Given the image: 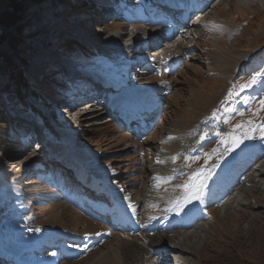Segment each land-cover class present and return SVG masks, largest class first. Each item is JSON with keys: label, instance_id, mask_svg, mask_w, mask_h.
I'll list each match as a JSON object with an SVG mask.
<instances>
[{"label": "rangeland", "instance_id": "obj_1", "mask_svg": "<svg viewBox=\"0 0 264 264\" xmlns=\"http://www.w3.org/2000/svg\"><path fill=\"white\" fill-rule=\"evenodd\" d=\"M73 1L72 5L59 0H41L38 4L29 7L28 23L22 29L25 46H22L19 54L24 59L26 66H22L21 69L24 68L25 71L22 72L31 82V89L38 90L46 99L47 105L44 107H48L46 109L39 108L41 111L39 120L35 118L32 120L25 114L30 111L18 104V116L15 115L16 113L12 115L7 112V116L12 122L10 124L11 131L16 135L13 139H9L12 137L8 138L11 141L2 138L4 134L2 135L3 129L0 128V223H3V228L8 234H19L16 242L10 241L9 245L24 251L26 256L30 255L28 258L31 262L38 257L45 256H48L46 264H54V262H57L56 264H128L131 259H138L140 256L145 262L142 264L156 262L160 255L155 253L156 248L150 249L152 243L150 235L153 234L151 233L153 231L146 232L143 230L146 229L144 227L133 226L129 219L127 221L131 223V229H142L135 231L132 236H121L120 232L109 228L103 238L100 236L102 240L96 246H92L87 251L77 249L74 257L59 263L55 256L50 257L51 255L48 254L33 253L35 257L32 252L28 251V245L29 242L35 240H39L41 243V240L46 238L44 233L50 232L55 239V244L64 239L63 237H67L68 234L77 233L76 245L80 247L82 243L79 241L86 242L87 240L82 235L83 232L90 231L92 234V232L96 233L100 226L106 228L99 223L93 224V219L89 218L86 213H84V217L79 215L78 207H72V209L69 206L67 199L63 198L65 193L57 187H61L62 183L57 179V174H60L61 169L64 170L63 174L69 180H75L73 171L78 173L77 177H85L82 174L84 168L92 170L103 179L105 172L114 171L106 177V180L111 179L107 181L112 187L119 183L117 189L122 194L131 192L132 194L128 196L130 200H140L141 194L152 183L151 192L154 191L158 196L149 195V197L152 198L151 201H156L162 193L163 196L155 204H162L164 211L169 207L171 201L181 196V194L176 195L178 192L176 186L165 184L157 187V183L152 178L158 175L157 171L163 170L166 173H171L173 170L180 169L177 160L173 162L170 157L180 148V144L184 146L193 142L194 136L189 142L183 141L190 138L189 130L208 114L212 115L214 109L221 108V102L224 101L228 90L233 85H240L250 79L251 75L264 70V55L261 56L264 54V0L215 1L212 8L206 11L207 15L203 19L206 21L211 18L218 20L217 16H219L223 21L222 27L228 26V32L237 34V36L232 39L230 35L217 33L210 28L202 29L194 26L190 40L184 43L189 47L182 54L183 60L179 62L177 69L167 77L151 73L126 80L119 79L117 75V81L120 84H134L137 89L142 88V90L154 89L156 93L154 91L142 93L138 104H145L144 100H148L150 106H153L157 101V91L159 92L161 106L148 120L150 129L143 136L131 133L109 118L102 120L106 114L102 116L99 113L83 114L79 118V123L69 115L61 118L58 116L59 113L66 112L62 109L63 105L60 100V96L66 93L61 88L62 85H65V81L62 80L63 77L59 71L66 69L67 65L76 66L74 63L77 60V57L73 59V57H69L70 55L62 53L66 51L63 45L66 44L67 39H74L83 45L88 51L85 55L89 57L88 60L94 56L92 50L100 58L109 59L108 49H113L108 45L110 39L120 40L129 29H131L128 31L129 35L132 37L137 31L142 30L139 29L140 25L145 29L143 24L153 22L150 13L145 12V3L142 0H114L118 2L120 8H117L116 14L112 13L109 16L99 13L98 0L96 3L92 0L97 12L89 8L73 9L72 6L79 3L78 0ZM73 1L71 0V2ZM107 11L110 13V10ZM99 18L106 20L105 23L100 22ZM211 26L216 27L215 25ZM126 39L127 37H125ZM120 42L123 43L124 40ZM100 47L104 48L106 52L101 53ZM97 49H100V52ZM0 51L8 60L12 56L4 43H0ZM247 60H249L248 63ZM48 63H53V65L46 70ZM219 64L224 67L214 66H219ZM173 66L174 63L171 67ZM57 72L59 80L53 79ZM162 76L166 79L165 81ZM107 77L110 80L113 79L108 74ZM161 78L164 82H161ZM66 81L70 83V80ZM6 84L5 75L0 73V104L8 107L7 104L11 103V107L16 109L14 85L7 86ZM5 88L7 91L2 92V89ZM69 89L71 88L69 87ZM251 89H245L240 94L239 101L236 97L234 101L229 102V106L234 109L229 123L220 121L223 133H228L232 125L242 120L252 119L257 126V130L250 133L252 139H246L240 147L232 149L234 154H237V151L243 146L249 145L257 146L264 152V137L260 135L259 131V126L264 124V111H260L255 116L251 111L257 109L256 101L264 97V87H258L254 91ZM69 97L70 95L66 96V99ZM239 103L240 105H238ZM52 107H54V114L46 113ZM118 107L123 109L125 106L119 105ZM14 111L16 112V110ZM239 111H243L244 116H240ZM130 118L142 122L141 116ZM42 119H45L46 122ZM34 121L42 122L46 126L40 128L36 132V136L42 137L47 134V137H52L48 143L52 145L53 149L49 150L64 155V160L55 154L52 161H45L44 164L49 163L50 166L48 172L42 175H52L46 179L42 175H36L35 164L26 169L25 162L44 158L45 150L39 154L31 152L32 149L38 151L35 149L36 144H33L36 142H33L31 148L27 149L26 146L23 147L24 143L21 141L23 140L20 134L23 130L22 126L27 127L28 123L32 125ZM199 132L196 134L198 135ZM31 133L33 137V131ZM33 139L36 138L33 137ZM262 158H264V154L257 157L256 161L259 162V159ZM54 160L61 162L55 165ZM157 160H170L172 165L162 168L161 164L158 167ZM190 161L195 166L208 163L207 159H203L202 156ZM52 162L53 164H51ZM166 162L168 164L169 161ZM7 163L11 164L7 167ZM246 164L245 162L239 165L245 166ZM70 167L73 171L69 169ZM252 167H249L245 174L244 180H248V186L245 191L246 197H241L240 205L235 209L227 210V214L219 213L222 207L220 209L211 207L207 210L208 230L206 232L201 230L204 236L197 247L194 245L191 247L192 252L188 254V264H264V176L261 177L258 185L255 184L251 181ZM12 174L16 177H12ZM161 176L167 177L166 174ZM29 178L30 180H28ZM185 180H187L186 176L181 179L182 182ZM101 188L103 187L101 186ZM67 191L70 192V189ZM203 193L205 192L203 191ZM71 196L73 197V194ZM230 196L231 194L227 200ZM142 201H138V204ZM149 205L147 201L137 205L136 215L143 214V211L149 212L152 216L164 212L153 211L151 213L150 208L149 210L143 209ZM99 207L98 212H103L104 206ZM187 208L185 205L180 211L186 212ZM5 209L8 210V214L3 216ZM154 209L162 210L160 205ZM112 211H116L114 206L109 212ZM147 218L149 217L147 216ZM140 223L138 222V224ZM39 230L44 232H39ZM64 231L66 233H63ZM159 231L160 229H156L155 233ZM146 233L151 234L145 236ZM25 240L27 242H24ZM134 244H137L138 247H133ZM139 247L144 250H139ZM30 248L33 251L41 250L36 244ZM13 261L15 264H25ZM158 264H162V262L160 261Z\"/></svg>", "mask_w": 264, "mask_h": 264}, {"label": "trees", "instance_id": "obj_2", "mask_svg": "<svg viewBox=\"0 0 264 264\" xmlns=\"http://www.w3.org/2000/svg\"><path fill=\"white\" fill-rule=\"evenodd\" d=\"M41 0H1L0 4V43H4L11 53L10 59H6L5 55H3L2 51H0V73L5 75L7 79V86L13 84L14 92L16 96V109L11 107V103L7 104L8 107H4L0 104V124H2L4 136L3 139L7 138L9 140L13 134L11 131L10 124L12 123L7 116V112L14 115L18 113L17 104L25 107L30 111V113H25L27 116L35 119L41 118L40 107L46 109L44 105H47L46 99L38 92L36 89H31L32 84L29 82L28 78L25 76V71L22 66L25 65L24 59L19 56L20 49L24 45V37H22V29L26 23H28L27 17L29 15V7L30 5H36ZM64 3H71L73 5L74 1L71 0H59ZM79 3L72 6L73 9H84L89 8L97 12L94 9V5L92 0H78ZM103 16H109L113 13H109L107 10L101 11ZM115 14V13H113ZM101 18V17H100ZM99 18V19H100ZM106 20L100 19V22L105 23ZM66 44H64L65 52L63 54L70 55L69 57L73 59L77 57L75 61V65L79 68H87L98 70L99 72H106L108 69V64L106 61L99 60L98 57H93L91 60H88L89 57L85 56L88 51L85 49L83 45L75 41L74 39H67ZM25 46V45H24ZM73 54H70V53ZM16 59V60H14ZM89 63V65H87ZM87 65V66H86ZM26 66V65H25ZM89 66V67H88ZM26 68V67H25ZM108 75H112V73H108ZM55 76V77H54ZM55 80H59L58 72L54 74ZM47 81V80H46ZM45 81V82H46ZM64 83V82H63ZM5 86V87H7ZM65 85H62V89H65ZM7 91V88L2 89V92ZM9 90V89H8ZM12 93V92H11ZM14 106V105H13ZM16 110V112L14 111ZM63 116V114H61ZM40 117V118H39ZM42 121H45L42 119ZM42 123V122H41ZM9 138V139H8ZM12 139V138H11ZM20 142V141H19Z\"/></svg>", "mask_w": 264, "mask_h": 264}, {"label": "bare ground", "instance_id": "obj_3", "mask_svg": "<svg viewBox=\"0 0 264 264\" xmlns=\"http://www.w3.org/2000/svg\"><path fill=\"white\" fill-rule=\"evenodd\" d=\"M207 10L208 9H205L204 11H202L201 18H205L206 17V15H207L206 11ZM217 19L218 20H212V21L209 20L210 22H207L205 20L206 22L204 23L205 24L204 28H210V29L213 30L214 26H211V25L222 26L223 25L222 24L223 21L220 20L219 16H217ZM224 22H226V21H224ZM194 28H195L194 25H189V26L187 25L186 26V29L188 30L189 34H192V31H193ZM137 29H138V26H137ZM128 31H127V35L130 36ZM140 36H141V32L137 31L135 33V35H134V38H135L134 41L136 42V41L141 40L142 37H140ZM123 39H125L124 36H122L120 40H116V39L111 40L110 39L108 44H110V46L112 48H117L116 42L120 43V41L123 40ZM123 46L126 47V44H123ZM162 46H160V47H162ZM129 53H130V51H127V50L123 51L122 56L123 57L129 56ZM50 64H53V63H50ZM214 66L217 67V68L218 67L219 68H221V67L223 68L224 67L223 65H220V64H219V66H217V65H214ZM144 92L145 91L141 92L140 95L142 93H144ZM144 102H145V104H142V106L140 107L139 111L133 116V118H139L140 117L139 114L141 112L147 110L146 106L147 105L150 106V102L148 100H144ZM151 107H154V105L153 106L151 105ZM125 108L126 107H124L123 109H125ZM90 113H95V112H90ZM39 123L42 124L41 122H39ZM187 133H188V131H187ZM188 135H190V134H188ZM36 145L38 146V144H36ZM56 155H57L58 158H63V160H64V157H63L64 155H62V153L59 152ZM166 161H169L168 164H167ZM57 162L60 163L61 161H57ZM9 164H11V163H9ZM161 164H162V168L163 167L165 168L166 165H172V161L164 160L163 163H158V167H160ZM243 166L244 165H238L236 167H233L231 172L229 173V177L230 178H229L228 182H225V185H223V186L231 185L236 180V177H237L238 173L240 172V170H242ZM66 167H68V166H66ZM75 168L77 170H80L78 167H75ZM69 169L72 170V167H70ZM90 171H92V170H90ZM113 172L114 171H111L109 173L105 172V174H103L104 180L107 181L106 177L110 176ZM77 175H78V173H77ZM96 175H98V174H96ZM251 175H252V180L251 181H253L255 184L258 185L260 180H261V177L264 176V158H262L259 162L254 163V165L252 167ZM80 177L81 176H79V178ZM87 181H90V180H87ZM247 181H244L243 184L239 185L234 191H232L230 198L227 200V202H225V204L221 208V210L219 212L220 214H225L227 212V210L235 209L238 205L241 204V200H242L241 197L242 196L244 198L246 197L245 191L247 189L246 187L248 186L247 185L248 184ZM151 185H152V183L149 184L148 187L141 194L142 198L140 200L151 201L152 198H150L149 195L150 196H158L157 193H155L154 191L151 192ZM94 187H91V188L93 190H95V192H97V193L101 192V189L105 188V187L101 188V186L97 185V184L94 185ZM106 187H109V186H106ZM117 188H118V185L115 188L113 187V191L116 194V198L119 199L120 201H123V203H125L132 210H134V208L136 206L135 205V201L138 203V201H140V200L139 199H136V200H132L131 199L130 200L128 198V196L130 194H132L131 192L127 193V194H122L121 192H119V190ZM226 188L227 187H223V188H221V190L224 191ZM220 196L221 195H218V197H220ZM98 208H100V207H98ZM111 208H112V206H111ZM108 213L112 216V214L113 213H117V211H112V212L108 211ZM127 219H129V220L131 219V223L133 224V226L137 225L139 227H144V228H145V226L148 227V224H145L144 222H141L140 224H138V223L136 224L135 221L131 218V216L129 214L127 215V218H124V217L122 218L119 215H117L116 217H114V221H112V223L122 224V223H125L127 221ZM146 219H148L147 216L144 217L143 221H145ZM157 229L158 230L160 229V231L158 233H153V234L150 235V237L152 238V243L150 245V249L156 248L157 251L155 253H157L161 257H163V259L161 260L162 264H168V263H170V261L173 264H175V263H177V264H179V263L180 264H186V262H187L186 260H188V258H189L188 254L192 252V248L191 247L193 245L197 247L201 243V238L204 236V233L201 230L206 232V230H208V223L205 220H201V219H198L196 221L190 220V221L171 222V223H169V224H167V225H165L163 227L157 228ZM166 233H169V234H166ZM172 233H174V235H172ZM133 247H138V246H137V244H134ZM139 250L143 251L144 249L139 247ZM167 256L170 257L171 260H169ZM143 262H144L143 258L140 256L138 259H135V258L131 259V261L128 264H142Z\"/></svg>", "mask_w": 264, "mask_h": 264}, {"label": "snow or ice", "instance_id": "obj_4", "mask_svg": "<svg viewBox=\"0 0 264 264\" xmlns=\"http://www.w3.org/2000/svg\"><path fill=\"white\" fill-rule=\"evenodd\" d=\"M264 70L260 72H256L255 74L251 75L250 79H248L246 82L240 84V85H233L232 88L228 90L227 95L225 96L224 101L221 102V108L220 109H214L212 112V118L221 121L223 123H229V118L227 116V113L233 112L234 109L229 106L230 101H234L236 97H239L240 94L247 88H252L253 85H255L258 81L261 83V86L264 87ZM238 89V90H237ZM258 104L257 109L251 110L253 112V115H257L260 111H264V97H261L258 101H256ZM238 114L240 116H244L243 111H239ZM257 130V126L255 122L252 119L248 120H242L238 122L235 125H232L231 130L228 133H224L223 136H221V133L217 131L215 133L216 136H220V142L227 144L228 147L225 149V152L230 151L232 149L240 147V145L243 143L246 139H252V135L250 133ZM260 135L264 137V124H261L259 126ZM206 133H201L200 140H204L206 138ZM212 153H205V159L209 157ZM178 156L173 155L170 157V159L175 162L177 160ZM185 161H189L191 159H196V157H184ZM164 161L157 160V163H163ZM175 171V170H173ZM210 177L208 175L204 174L203 169L195 170L188 179L181 185H178V187L182 190L181 196L177 198L176 200H173L170 202L169 207L165 209V212L168 211H177L179 212L184 208V206L191 202V200H199L203 195V190L205 187V182ZM154 180L158 181L159 183H165L172 179L171 176L162 177L159 175H156L153 177ZM159 183H157V187H159ZM149 207H156V205H149ZM134 211V210H133ZM150 220L156 219L155 216H150ZM98 234V233H97Z\"/></svg>", "mask_w": 264, "mask_h": 264}, {"label": "water", "instance_id": "obj_5", "mask_svg": "<svg viewBox=\"0 0 264 264\" xmlns=\"http://www.w3.org/2000/svg\"><path fill=\"white\" fill-rule=\"evenodd\" d=\"M102 119H104V118H102Z\"/></svg>", "mask_w": 264, "mask_h": 264}]
</instances>
